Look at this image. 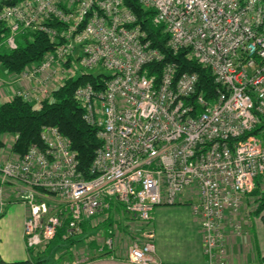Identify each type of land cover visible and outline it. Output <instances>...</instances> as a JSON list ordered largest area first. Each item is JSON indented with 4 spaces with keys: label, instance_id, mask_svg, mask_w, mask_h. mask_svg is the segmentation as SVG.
<instances>
[{
    "label": "built area",
    "instance_id": "built-area-1",
    "mask_svg": "<svg viewBox=\"0 0 264 264\" xmlns=\"http://www.w3.org/2000/svg\"><path fill=\"white\" fill-rule=\"evenodd\" d=\"M133 1L153 10L152 23L163 27L173 55L188 50L189 60L210 71L212 97L198 93L197 74L165 62L131 10ZM0 21L9 51L17 36L30 33L52 44L40 62L7 73L10 100L50 101L77 71L98 68L97 75L110 76L101 78L102 89L86 83L73 94L100 141L90 179L53 126L43 127L40 145L22 155L11 151L17 136L11 137L0 156V216L13 194L24 207L25 249L43 252L60 229L61 240L79 243L89 222L82 237L95 256L125 251L130 263L158 264L153 210L188 191L197 197L191 210L204 264H227L226 226L239 229L234 219L244 199L256 181L264 182V0H19L0 7ZM123 235L128 242L117 243Z\"/></svg>",
    "mask_w": 264,
    "mask_h": 264
},
{
    "label": "trees",
    "instance_id": "trees-1",
    "mask_svg": "<svg viewBox=\"0 0 264 264\" xmlns=\"http://www.w3.org/2000/svg\"><path fill=\"white\" fill-rule=\"evenodd\" d=\"M19 0H0L2 5H12ZM131 10L136 14L142 28L147 32L148 39L154 48L163 55L165 62L173 61L177 64L178 73L189 72L198 76V93H204L206 97H212L215 93L213 78L208 69L187 58L188 50H180L176 55L167 47L168 36L162 26L152 23L153 10L144 11L136 1L130 4ZM8 30L4 22L0 21V66L8 74H18L28 65L40 62L44 54L52 49L49 39L40 33H30L23 37L24 43L17 44L15 50L9 51L2 44ZM157 75L159 69H153ZM108 75H94L84 73L76 78L68 79L55 90L50 101H44L40 105H32L21 98H14L0 104V149L6 145L5 138L17 136V140L11 146L13 153L22 155L30 145H40V132L45 126L56 127L70 143L76 153L78 169L85 179H90L89 168L100 141L96 136V130L88 126L82 119V110L74 99V91L79 85L90 83L95 89H102L101 78L107 79ZM255 196V210L253 213L264 222V182L256 181L255 189L250 194ZM113 222H104L105 234L112 227ZM83 231L90 229L89 222L82 224ZM64 232H57L56 240H61ZM70 245L76 241L68 240ZM28 259L17 262H5L0 259V264H43L41 258H34L33 251L27 250ZM264 260V256H263Z\"/></svg>",
    "mask_w": 264,
    "mask_h": 264
},
{
    "label": "crops",
    "instance_id": "crops-1",
    "mask_svg": "<svg viewBox=\"0 0 264 264\" xmlns=\"http://www.w3.org/2000/svg\"><path fill=\"white\" fill-rule=\"evenodd\" d=\"M3 76L7 78L8 74L5 72ZM4 88L5 92L2 99L0 98V104L9 101L12 95L10 88L7 86H4ZM5 140L9 141L10 137L7 136ZM15 199L13 194L8 195L6 197L7 204L10 200L16 202ZM252 199V197L244 199L242 208L234 219L238 222L239 229L234 231L226 226L227 264H264V222L253 213ZM196 200L197 197L187 191L178 198L175 204H161L154 208L152 214L155 245L154 257L158 264H204L199 219L193 215L191 210V204ZM6 208L2 214L3 216H0L1 225H6L13 220L10 217L9 210ZM21 211V220L19 219L20 229L16 237L18 256H22L20 245L23 244L24 246L22 230L25 212L22 204ZM82 239V236L77 238L80 242L72 245L68 241L54 239L42 254H46L42 259L47 260L43 264H64L85 258H89V260L81 264H134L126 260L125 251H121L114 258L95 256L92 251L93 245L85 244ZM61 249H67L68 253L64 254V256L59 253L53 255L54 250L61 251ZM48 250L52 253L47 254ZM39 252L42 253L39 250L33 251L32 255L34 256ZM26 253L28 256L27 250ZM51 254L54 257L52 262L49 261Z\"/></svg>",
    "mask_w": 264,
    "mask_h": 264
},
{
    "label": "rangeland",
    "instance_id": "rangeland-1",
    "mask_svg": "<svg viewBox=\"0 0 264 264\" xmlns=\"http://www.w3.org/2000/svg\"><path fill=\"white\" fill-rule=\"evenodd\" d=\"M16 42H17V44L24 43L23 37L20 35L17 36ZM4 71H5L4 68L0 66V98L1 99L4 96V92H5L4 86H7L8 88H10L12 94L14 92V88L9 87L8 85H4V83H3V82H8V80H6V78H4V76H3V74L5 73ZM98 71H99V69L97 68V69L91 71V73L94 75H97ZM103 72H105L106 75L109 74L106 71H103ZM79 74H80L79 71L74 72L73 77L76 78ZM11 97H12V95L10 96V98ZM9 141L11 142V137H10ZM9 141L6 140L5 147L0 149V152H2V154H0V156L3 155L4 153H8L9 147H10V145L8 144ZM251 197H255V196H251ZM6 209L9 210L10 217H12L13 220L8 222L6 225H4V224L1 225V223H0V259L5 261V262H17V261L26 260L28 256H27L26 250L24 249L23 244L20 245V249H21L20 253H22V256L17 255L18 250H17L16 237H17L18 231L20 229L19 219L21 220V216H22L21 204L20 203L18 204V202H13V200H10V202L7 204ZM88 233H90V230H87L86 232H84L83 235L88 234ZM90 235L92 238H95L97 234L91 233ZM99 236H102L101 233ZM84 237H86V236H84ZM84 237L82 239L83 242H85ZM116 237H117V235H116ZM118 238H121L120 240L119 239L117 240V243H119V244L128 242V235H123L122 237L119 236ZM120 247H121V245H120ZM122 250H123V247H122ZM43 253H44V251L42 253L39 252L38 254L34 255L33 257L42 259L46 255V254L42 255ZM46 253L49 254L52 252H49V250H48ZM55 253H59L62 256H64V254L68 253V250L67 249H61V251L54 250L53 255ZM53 255L51 254V258H49V261H51V262L54 261V257H52ZM47 257H48V255H47ZM44 261L47 262V260H45V259H44Z\"/></svg>",
    "mask_w": 264,
    "mask_h": 264
}]
</instances>
